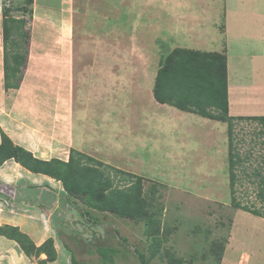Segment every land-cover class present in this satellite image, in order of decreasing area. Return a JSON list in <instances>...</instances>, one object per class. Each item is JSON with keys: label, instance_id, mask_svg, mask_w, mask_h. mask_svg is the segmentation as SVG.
I'll list each match as a JSON object with an SVG mask.
<instances>
[{"label": "rangeland", "instance_id": "obj_1", "mask_svg": "<svg viewBox=\"0 0 264 264\" xmlns=\"http://www.w3.org/2000/svg\"><path fill=\"white\" fill-rule=\"evenodd\" d=\"M226 4L247 22L237 24L230 43L248 61L249 54L264 50V0H0V44L2 8L25 20L29 45L23 75L25 67L29 73L42 70V61L64 67L65 73L60 69L49 77L63 79L75 101L74 135L103 164L96 168L119 188L127 182H117L122 175L111 169L141 177L142 219L104 212L94 215L100 223L94 225V213L83 210L86 244L118 250L108 264H142L137 253L143 264H221L223 259L224 264H264V219L230 202L228 124L159 103L152 94L160 61L174 49L225 56ZM246 66L233 69L255 71ZM242 78V84L250 83ZM34 79L27 75V88L38 83ZM231 89L237 102L238 89ZM239 110L264 112V102L242 108L233 103L228 116L237 118L230 112ZM260 129L252 121L234 120L232 141L242 159L235 197L264 213L256 195L259 177H248L253 170L264 177ZM87 264L102 263L96 255Z\"/></svg>", "mask_w": 264, "mask_h": 264}, {"label": "crops", "instance_id": "obj_2", "mask_svg": "<svg viewBox=\"0 0 264 264\" xmlns=\"http://www.w3.org/2000/svg\"><path fill=\"white\" fill-rule=\"evenodd\" d=\"M227 4L221 35L227 68L228 107L230 110L233 103L241 108L261 107L264 102V50L249 54L248 61L241 59L239 51L230 43V37L237 24L247 22L239 10L234 7L230 9ZM229 16L236 21H229ZM262 22L264 23V12ZM241 63L247 65L249 70L255 71L249 75L244 69V72L238 69L236 74L233 68ZM61 67L50 66L48 61H42V70L35 67L33 72L29 73L25 67L19 88L5 91L2 58L0 60V134L3 133L13 146L24 149L34 159L44 162L59 160L66 163L70 150L93 158L80 147L82 139L74 135L75 101L73 102L72 96L65 92L67 89L63 79L53 81L55 79L49 77L56 75L60 69L61 74L65 73L64 67ZM27 75L38 79V83L27 88ZM252 75H255L254 79ZM241 77L250 83L242 84ZM232 86L238 89L237 102L232 98ZM230 113L237 117H264V112L239 110ZM81 116L85 117V111ZM85 209L88 208L77 199L65 194L59 181L45 174L33 173L14 159L4 160L0 164V264H71L72 259L87 264L91 258L95 259L96 250L102 245L92 247L91 243L86 244L87 226L82 220L86 218L83 212ZM89 212L94 213L92 217L103 214L92 209H89ZM95 218L96 216L93 224L100 225ZM12 229L26 236L34 247L33 252L29 254L24 251V243L16 239ZM49 241L51 244L45 246L44 251L35 252ZM224 260L221 264H224Z\"/></svg>", "mask_w": 264, "mask_h": 264}, {"label": "trees", "instance_id": "obj_3", "mask_svg": "<svg viewBox=\"0 0 264 264\" xmlns=\"http://www.w3.org/2000/svg\"><path fill=\"white\" fill-rule=\"evenodd\" d=\"M27 2L31 4L32 0H27ZM29 13L31 12L29 11ZM1 45L3 88L5 91L16 90L23 78V68L28 55L29 35L25 30V20L9 17L5 8H2ZM152 94L159 103L228 124L230 202L235 209L264 219L263 211L246 204L243 205L235 197L236 168L241 164L242 159L235 153L232 141L234 120L252 121L260 126V131L264 134V117L233 118L228 116L225 56L183 48L174 49L160 61ZM0 135V164L6 159H14L15 162L33 173L45 174L59 181L66 195L77 199L88 209L111 213L120 218L142 219L144 216L140 200L141 177L111 169L115 172V176L122 175L117 182H127L123 188H119L115 185L114 179L103 169L96 168V166L103 167V164L87 155L70 150L69 160L66 163L59 160L44 162L34 159L24 149L13 146L3 133ZM106 167L104 166V169L108 168ZM255 176L259 177L255 182L256 195L258 201L264 204V177L255 170L248 174L249 178ZM12 231L15 233L16 239L22 244L24 243L23 249L26 253L30 254L31 251H34L32 250L34 249L33 245L26 236L18 233L16 229H12ZM50 244V241L46 242L35 252L44 251L45 246H50ZM117 252L118 250L111 245L101 246L96 250L102 264L113 262V257ZM137 254L141 263H145L143 255ZM48 258L52 259V257ZM71 264L84 263L72 259Z\"/></svg>", "mask_w": 264, "mask_h": 264}]
</instances>
